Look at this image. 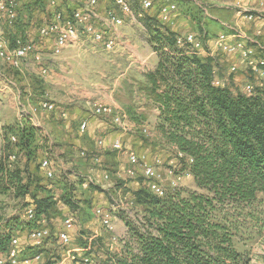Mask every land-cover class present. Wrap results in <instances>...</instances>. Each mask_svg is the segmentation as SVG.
Returning a JSON list of instances; mask_svg holds the SVG:
<instances>
[{"label": "trees", "instance_id": "16d2710c", "mask_svg": "<svg viewBox=\"0 0 264 264\" xmlns=\"http://www.w3.org/2000/svg\"><path fill=\"white\" fill-rule=\"evenodd\" d=\"M21 5L13 26L6 28L10 47L18 38L26 39L31 18L40 9L46 12L48 0H25ZM159 8L157 2L155 11L145 12L142 19L159 60L143 74L138 90L157 110L155 134L180 160L182 171L194 178L197 189L176 187L160 195L141 186L134 191L132 201L141 208L142 223L126 220L128 238L119 239L122 250L114 249V239L118 238L109 229L92 233L83 228L80 256L72 264H249L251 244L264 232V86L247 94L243 86L233 82L232 75L229 82L219 81L223 77L219 59L199 53L189 44L178 46V37L185 33L162 22ZM23 12L30 13L28 20L21 16ZM203 18L192 15L191 22L197 26L193 33L204 46L209 36ZM134 108H128L129 118L139 122ZM38 131L30 120L4 127L0 198L12 190L13 198L23 199L33 209V218L28 217L30 231L48 226L51 231L46 238L55 236L60 241L61 229L52 220L60 214L58 201L53 195H45L37 179L47 177L37 160L39 150L46 151L51 160L54 145ZM11 136H16V141ZM12 154L16 155L13 161ZM71 176L81 182L86 177L74 167L53 175ZM96 187L91 183L88 190ZM64 189L59 202L69 207V215L77 221H89L95 215L92 197L78 201L79 189ZM82 203L86 207L81 211ZM4 209L0 200V260L1 264H11L8 255L12 240L27 225L16 224L17 219L8 218ZM54 230L58 232L55 235ZM23 248L28 252V246ZM55 251L54 247L52 258H56ZM37 255L28 252L22 257Z\"/></svg>", "mask_w": 264, "mask_h": 264}, {"label": "rangeland", "instance_id": "374dc122", "mask_svg": "<svg viewBox=\"0 0 264 264\" xmlns=\"http://www.w3.org/2000/svg\"><path fill=\"white\" fill-rule=\"evenodd\" d=\"M176 5H177V14H182L188 23H184V26H180L179 28H176L174 25V20L169 22L171 25L170 27H173V29L180 31L181 33H187V32H194L196 31L197 26H194V23H192V15L198 16V17H204V23L203 26L205 27L207 34L209 36L208 40L204 44L205 49H203L206 53H212L211 51H208L206 46H208L211 49H216L217 48V58L221 60L222 62V68L221 71L223 73V77L220 78V81H225L229 82V76H233V81H236L238 84V87L243 86L244 90L247 92L248 86L253 87V91H256L257 87H263L262 83V78L263 76H260L258 72H256L252 66L247 64L245 60V53H248V49L256 50L258 47L255 43H252L253 40H257L260 43L262 41L260 40V37L258 36L259 34H255V26L253 25V22L245 17L244 14H242L238 10H234L233 14L237 15L238 17L244 16L243 19L249 23L248 26L250 28H245L244 26L238 25L233 27V29L229 32H226V28L229 25L224 24V20H226L227 16L226 14L224 15H219L216 13L215 10H217L216 4L220 6L223 5L224 0H172ZM226 1V0H225ZM18 2V0H17ZM49 2V0H48ZM134 6L137 11H139L140 7L138 5V0H134ZM113 7V0H110L109 7ZM21 9L23 8V5L20 4ZM39 11L42 12L40 9ZM155 11V10H152ZM40 13V12H39ZM211 13L216 14L220 19L223 21L219 22V20H213L209 16ZM176 14V15H177ZM213 14V15H214ZM30 13L23 12L21 16L23 18L27 19L29 17ZM157 15V14H156ZM31 16V15H30ZM41 17V16H40ZM38 15L33 16L31 19L33 20L34 24H38L39 22H43L44 18H40ZM176 18V17H175ZM183 18V17H181ZM180 18V19H181ZM143 19V18H142ZM178 20V17L176 18ZM179 19V20H180ZM255 19H258V17H255ZM28 20V19H27ZM183 20V19H181ZM180 20V21H181ZM179 21V22H180ZM255 21V20H254ZM39 23V24H40ZM126 24L124 27H122L121 32L123 34V30L127 27V31H130L132 34H129L131 36H125L122 35L121 38L119 37L118 41L120 42L121 46L123 41L126 39L131 43V45L134 48H129V52H133L136 55H147L148 53V48H145L147 42L149 45H151L148 41L150 39L149 37L151 36V32L148 31L147 29H144L145 22H141L140 24L132 23L130 20H126ZM6 26L2 23H0V52L1 49L4 48V45L7 43H3V41L8 42V38L10 37L8 35V32L6 30ZM234 28L239 29L240 31L243 32V35H245L248 38H239V37H234L233 32ZM34 29V28H33ZM15 30V29H14ZM16 29L15 32H19V30ZM21 30V29H20ZM22 31V30H21ZM4 32V33H3ZM3 33V35H2ZM137 33V34H136ZM226 35L229 38L225 41L222 42V46L217 43V37L219 35ZM136 35V36H134ZM139 35L141 36L139 38ZM217 35V36H216ZM216 38V39H214ZM250 39V40H249ZM37 42H40L39 38H37ZM239 44L243 45L242 47H239ZM38 45V43H37ZM120 45H117L115 49L112 51H102V50H96L95 54L92 55L93 57H87V58H71L74 54L72 51H56V48L53 47L50 50V54L54 56L55 58L49 57L48 62L51 64H54L55 62H63L64 63V70L68 68V70H72L79 74L82 72H86V69H90V74H92L93 80L96 82H100V78H109V81H113L116 79L117 76L121 74V69L123 68V57L117 53V50H120ZM152 47V45H151ZM226 47V48H225ZM153 49V47H152ZM207 49V50H206ZM39 52L41 50L38 47ZM72 53V54H71ZM125 55V54H123ZM57 57H60V59L55 60ZM62 57H64L62 59ZM65 59H68L65 61ZM54 61V62H53ZM118 66L120 67L119 69H115ZM235 65L234 69L233 66ZM75 66V67H74ZM75 68V69H74ZM147 70V69H146ZM148 71V70H147ZM49 73V72H48ZM48 75V74H47ZM46 75V76H47ZM242 75V79H239L240 76ZM40 77V74L38 75ZM42 76V75H41ZM104 76V77H103ZM45 77V76H44ZM123 77V76H121ZM134 77V76H133ZM135 79V78H134ZM124 78L120 79V83H122V87L125 91L120 96L121 102H124L127 108L129 107H135L133 110L136 113V116L139 117V122L134 121L132 123H136V125H139L143 130L140 128L136 129L135 126H131V124L126 125V119H124L123 123H125L126 130H124L120 125H115L111 122L110 119H105L108 121V123L112 124L115 130L118 132H124V135L127 136L128 138H136L139 137V139L142 142V145L146 147L144 153L141 155L139 154V160L138 163L136 164H131L130 161L128 160L126 153H124L127 148L126 146V139L120 138V141L123 145L124 151H122L120 154L121 157H124L123 154H125L126 161V169L124 174V177H117L114 176L111 172V169L107 167V172L109 174H104L105 177L107 176L108 180L105 183V185H108L107 183H110L108 187H104V189H101L100 187L97 188L96 190H93L92 192L89 190H83L89 187L90 184H86V186L82 185V188H78L76 195L79 198L78 201H81L83 197L91 196L93 198V205H94V194H102V199L99 201L104 202L103 204L99 205L98 207H95V219H96V224H91L90 227L92 230L97 229V232H103L104 229H108L104 227L103 223V218L104 217H109L113 224V229L111 232L114 233V235L118 239H114V249L120 250L122 247L121 240H126L128 238L127 236V226H126V220H132L135 221L138 225L142 223V213H141V208L137 207L133 203V193L135 190L139 189L141 186H145L148 189H150L152 192H155V189L153 188V185H158L161 187V189L164 191V194L173 188L179 187V188H187V189H192L195 190L196 185L194 182L193 177H188L183 171H182V164L180 160H177L176 157L174 156V153L171 151V149H168L165 145L161 143L159 139H157V134H155L153 130V126L156 122V114L157 111L154 107L153 104L147 103V100L145 96L143 95L142 92L138 90V86H136V89L129 87V84H124ZM132 89L134 91H132ZM249 92V91H248ZM247 92V94H249ZM252 92V94L254 93ZM48 95H51L48 93ZM109 105V104H108ZM113 106V105H111ZM126 106L122 105L123 109L116 108V110L119 113H122L125 115ZM114 107V106H113ZM43 109V108H40ZM45 110V109H44ZM141 115V117H140ZM126 118V117H125ZM144 118V119H142ZM34 119V118H33ZM104 119V118H103ZM34 121V120H33ZM36 129H38V133H40V129L38 125H33ZM130 127V128H129ZM42 131V130H41ZM40 137H44L41 134H39ZM47 135H49L47 133ZM51 137V135H49ZM125 142V143H124ZM43 143V142H41ZM52 144V142H51ZM125 144V145H124ZM130 150V149H128ZM55 156L61 158V152L55 150ZM119 151V150H117ZM131 151V150H130ZM45 154L46 151L43 150ZM78 156H76L77 159H85V156L87 155H82L87 153L86 151H77ZM71 154H74L71 152ZM81 155V157L79 156ZM92 152L90 153V156H92ZM22 156V155H21ZM42 156H38V161H42L41 158ZM53 156L52 159L56 163H59V160H56L57 158ZM75 156V154H74ZM22 158H25V156H22ZM23 161H25L23 159ZM54 162V164H55ZM87 164V163H86ZM145 164L151 165L155 168L156 175L155 177H146L144 174V169H145ZM88 165V164H87ZM110 166V163L107 164ZM130 165V166H129ZM35 164L32 163V167L34 168ZM55 168L57 167L59 170V173L61 175L62 172H68L69 168L67 166H63V164H58L53 165ZM80 166V167H79ZM79 170H82V164L79 163ZM53 167V168H54ZM64 168V170H63ZM75 168V167H74ZM78 170V171H79ZM42 171V170H41ZM79 171V172H80ZM44 172L42 171L41 174ZM82 173V172H81ZM137 174V175H136ZM86 175V174H85ZM91 177H94L90 175ZM136 176V177H135ZM182 176V177H180ZM86 177H89L88 175ZM54 179V178H53ZM47 181H52L47 180ZM97 185L100 184V182L96 183ZM139 184V188H136L137 185ZM108 188V189H107ZM81 189V190H80ZM82 191H84V196H81ZM93 194V195H92ZM163 194V195H164ZM2 202V206L5 208L4 213L8 218H16V224L18 221V224L21 225L24 223V225H27L24 229H20L17 231L15 237L21 238L22 243H25V245H22L18 247L20 251V255L24 256L26 253L29 252V254H37L39 253L40 260L39 264H47L48 260L52 261V264H72L73 261H75V258L80 256L79 253L80 251L78 248H80V241L81 239L84 238L81 234V229L86 228L88 229L89 224L87 225L86 220H81L80 218L78 219L75 228L71 229V241L66 244L62 243L61 241H58L55 236H53L51 239L46 238L44 239L41 243L36 244L34 241H30L29 239V232L30 228H32V223L27 217V211L31 209L30 204L23 203V199H15L13 198V191L10 190L8 193L3 195L0 198ZM85 205V203H83ZM105 207V208H103ZM60 214L53 218L52 220L54 221L55 226H57L60 231H62V225L61 221L64 222L66 217L63 216L62 208L58 209ZM62 214V215H61ZM14 223V224H15ZM141 226V225H140ZM47 229L51 231V228L47 226ZM91 230V231H92ZM90 231V230H89ZM53 234L58 233L56 230L52 231ZM121 239V240H119ZM60 246H59V244ZM113 243V242H112ZM24 246H28V252H24L25 249L23 248ZM56 249L55 251V257L52 258L51 256V251L53 249ZM24 249V250H22ZM122 250V249H121ZM250 255H251V260L249 264H264V232L262 236L256 238L250 247ZM59 257V260L58 258ZM33 259V258H32Z\"/></svg>", "mask_w": 264, "mask_h": 264}, {"label": "crops", "instance_id": "0c3cea01", "mask_svg": "<svg viewBox=\"0 0 264 264\" xmlns=\"http://www.w3.org/2000/svg\"><path fill=\"white\" fill-rule=\"evenodd\" d=\"M245 1L253 5L254 8H258L264 4V0ZM24 2L25 0H18V6ZM223 2H225V0ZM109 4L110 0H103L100 8H107L109 7ZM216 7L217 10L215 11L218 16L221 14H226L227 16L226 20H224V24L229 25L226 28L227 32L231 31L235 26L238 27L240 24L245 28H250L248 26L249 23L243 19L244 16L238 17L237 15L233 14L234 10L226 9L223 7V5L220 6V4H216ZM39 12H36L35 15H38L39 17L41 16L40 18H45L44 13L41 11ZM176 14L173 16V23L176 28H179L180 26L183 27L185 22H189L184 18V16H182V14ZM213 14L214 13H211L209 16L211 19L215 21L219 20V22L222 21L220 17H218L216 14ZM175 17H178V20ZM254 20H251L255 26L254 33L259 34L258 36L264 44V20ZM39 23L35 25L34 22H32L31 28H29V33H31L30 35L35 41L36 45L38 43L37 47H39L41 50L44 63L49 69L47 76H41L40 67L35 64L29 65L21 70H17L10 63H7L0 55V150L3 145L4 127L16 124V122L19 120L21 109L24 107L32 111L34 121L37 123L36 125L39 126L40 134H43L42 136L44 137L47 133L51 135V142L54 145L52 149L53 152L56 153L55 150L61 152V158L55 156L57 158L56 160H59L60 164L67 166L69 169L75 167L77 170H79V163L82 164V170L79 171L84 175L86 174L85 176H94L95 180L100 182V184L97 186H99L101 189H104V187L111 185L110 183L105 185L108 178L105 177L104 174H109V171L107 172L106 170L107 167L111 169V173L114 176L124 177L123 175L126 174V162L129 163L128 160H130L127 151L124 153H126L128 160L126 161L125 154H123L124 157H121L120 154H122V151H117L114 148V142H116V140H120V138L124 140L126 139L127 142H124L126 144L125 147L131 151L133 150L138 154V156L139 154L141 155L142 153L146 152V147L142 145L139 137L127 139V136L124 135V132H118L115 130L116 128H114L112 124L108 123L107 120L95 115L92 110V105L96 103H102L113 105L115 108L123 109L122 105H126L124 102H121L120 96L125 90L122 87V83L119 82L120 79L124 78V81H122L124 84H129V87L136 89V86L143 81V74L147 70H151L157 65L159 60L158 55L147 42L144 44L146 45L145 48H148L147 55L140 56L133 52H129V48L134 47L126 39L123 41L120 50L116 51L121 57H123V68L120 70V67L115 65V67H117L115 69H119L121 74L113 81H109V78L106 79L101 77L100 82H96L93 80V75L90 74L89 68L86 69V72L77 74L73 71V69L68 70V68H66V70H64L63 62H55L54 64L48 62L49 57L55 58L50 54V50L55 47V42L51 38L41 39L39 37L37 27L43 22L40 24ZM127 27L123 30L122 34H125L126 37L131 36L129 34H132L130 31H127ZM140 37L141 36L139 35V38ZM37 38H39L40 42H37ZM206 47L208 51L212 50L211 52L217 57V48L211 49L208 46ZM68 50L72 51L74 54L71 58H90L95 54V52L84 51L78 48L65 49V51ZM254 51L255 52L251 56H253L255 59L261 58V54L256 50ZM63 58L64 57H62V59ZM58 59H60V57H57L55 60ZM67 60L68 59H65V61ZM218 61L220 64L222 63L220 59ZM260 71L263 74L260 75L259 73L260 76H263L262 85L264 86V67H262ZM39 74L40 77L38 76ZM239 79H242V75ZM233 82L236 85L239 84L236 83V81ZM48 93L51 95H48ZM43 98H47L50 102L54 103L55 109L52 111L40 109L42 108L41 102L43 101ZM124 111L126 112L125 116L127 115L125 118L127 122L126 125L131 124V126H135L136 129L140 128L143 130L139 125H136V123H132L133 120L129 118L127 106L126 110L124 109ZM83 122H86L87 124L84 131L80 129V125ZM123 129L126 130L125 123ZM157 139L159 138L157 137ZM76 150H80L81 153L83 150L87 152V156L84 160H79L76 158V156H78ZM71 152H73L75 156L74 154H71ZM91 152L93 153L92 156H90ZM42 155L44 156L41 158V160L48 158V155L40 149L39 156ZM79 156L81 157L80 154ZM51 162L52 165L57 166L59 164L56 163L54 159H51ZM109 163L110 166L107 165ZM30 170L33 172L34 168L31 166ZM54 170L55 175L60 174L57 167H54ZM185 174L188 177H192L190 173L185 172ZM44 178L37 177V179H39V184H41L44 188L45 195H53V198L57 199L58 201V209L62 208L61 212L63 213V216L66 218L69 217V214H72V212L69 211V207L64 203L59 202V198L65 192L64 187L68 188L70 186H74L75 189H78L82 188V185L86 186V183H84V180L81 182L82 180H77L76 177L73 176L69 177L68 179L66 177H54V179H52L50 182L47 181L48 179L46 177ZM68 180L71 182H68ZM139 187L140 186L138 184L136 188ZM83 190H88V188ZM102 194H92L95 197V207H98L104 203L99 201L103 198ZM84 198L86 197H83V199ZM85 207L86 206L82 203L80 205L81 211L85 209ZM81 211L79 209L77 211L79 216L81 215ZM94 216L89 221H86L87 225L89 224L88 230L90 231L92 230L90 225L96 224V219ZM61 225L65 230L62 221ZM91 232H97V229L92 230ZM78 250L80 251L81 248H78Z\"/></svg>", "mask_w": 264, "mask_h": 264}, {"label": "built area", "instance_id": "2783aa9c", "mask_svg": "<svg viewBox=\"0 0 264 264\" xmlns=\"http://www.w3.org/2000/svg\"><path fill=\"white\" fill-rule=\"evenodd\" d=\"M253 1V0H249ZM103 0H49L44 21L38 28V35L41 39L51 38L55 42L56 51H62L68 48H78L84 51L96 52V50L112 51L117 45H120L118 41L121 38V29L126 24V20H130L132 23L140 24L145 12L154 10L157 2H160L159 14L162 22H170L176 14L177 5L172 0H138L140 10L137 11L134 6V0H113V7L100 8ZM74 6V7H73ZM223 7L226 9L238 10L249 20H254L255 17L264 20V4L258 8H254L253 5L247 3L245 0H233L225 1ZM17 0H0V23L6 27H12L17 19ZM144 27V26H143ZM144 29H146L144 27ZM30 30L27 32L25 40L18 38L16 44L13 47L9 46V43L4 45L1 49L0 55L5 59L7 63H10L15 69L21 70L29 65L35 64L40 67V73L42 76H46L49 69L44 63V58L41 52L37 49V45L31 37ZM234 37L248 38L243 35V32L234 28ZM229 37L226 35H219L217 37V43L222 46V42ZM250 40V39H249ZM252 43L257 45L256 51L261 54V58H254L252 49H248V53H245V62L252 66V68L263 75L260 71L264 67V44L257 40H251ZM189 44L192 49L199 53L209 54L215 56L213 53H206L203 49L205 47L198 40V37L193 32H187L184 36H179L177 39V45L183 47ZM239 47L243 48L242 44ZM226 48V47H225ZM207 50V49H206ZM235 65L233 66L234 69ZM220 81V80H219ZM219 83V82H218ZM249 94H252L253 87L248 86ZM41 107L45 110L52 111L55 109L54 103L50 102L47 98H43ZM93 113L104 119H110L115 125L124 127L125 115L119 113L115 107L96 103L92 105ZM30 120L33 125L37 123L33 121L32 111L26 108H22L19 116V121ZM86 122L80 125V129L84 131L86 129ZM50 140V136L45 134ZM13 141H16V136H11ZM114 148L119 151H124L123 145L120 140L114 142ZM129 154V161L131 164L138 163L139 156L133 150H126ZM83 156L86 155L82 154ZM16 158L15 154H12L10 159L13 161ZM41 168L45 172L48 180L53 179L54 168L51 160L44 158L41 161ZM144 174L146 177H155V168L151 165L145 164ZM107 177V176H106ZM98 181L94 177H84V183L97 185ZM155 191L163 195L164 191L158 185H153ZM33 209L27 211V217L33 218ZM77 223L76 218L69 216L63 222L64 228L59 232V240L62 243L68 244L71 241V229L75 228ZM103 223L110 231L113 229L111 220L107 217L103 218ZM49 235L47 228L33 229L29 232L30 241H34L36 244L41 243ZM21 244V239L14 237L12 245L9 250L8 259L11 264H39L40 256L35 258L22 257L19 253L18 247ZM3 261L0 260V264ZM85 262L88 263L89 259L86 258Z\"/></svg>", "mask_w": 264, "mask_h": 264}]
</instances>
